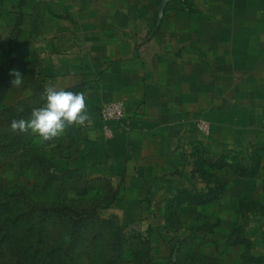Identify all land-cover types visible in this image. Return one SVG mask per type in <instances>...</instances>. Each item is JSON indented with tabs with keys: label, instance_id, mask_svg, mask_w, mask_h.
<instances>
[{
	"label": "rangeland",
	"instance_id": "obj_1",
	"mask_svg": "<svg viewBox=\"0 0 264 264\" xmlns=\"http://www.w3.org/2000/svg\"><path fill=\"white\" fill-rule=\"evenodd\" d=\"M90 1L97 5L103 4V16L85 13L80 9L86 0H0V66L13 60L12 70L19 71L24 78L19 87H14L12 76L5 88V97L0 102V141L6 140L8 136L7 130L1 127V118L6 110H9L7 114L10 115L19 114L22 112H18L17 108L22 106L26 114L23 119H29L31 113L27 114L26 111L31 112L33 108L43 106L41 91L49 85L61 88L68 82L65 76L70 68L69 51L76 47L81 50V46H74L79 37L76 32L67 30L69 24L86 20L91 22L93 17L109 26L116 23L126 25L122 31H104V39L113 40L112 45L123 42L128 47L130 42L137 45V42H144L152 36L153 27L158 22L195 24L200 19V10L207 12L214 6V0H175L164 8L159 17L160 0ZM240 81L243 80L238 79ZM253 82V86L247 87L246 94L237 96L240 105L236 119L239 124L213 125L205 118L198 122L199 140H195L193 146L200 143L201 148L196 151V156H191V150L189 163L185 162L181 169L182 183L187 188L201 190L208 182V178L204 179L197 171L195 161L199 156L214 159L226 156L228 162L236 157L241 163L247 164L264 158V79H254ZM247 104L253 107L250 116L243 109ZM77 128L82 130V127ZM72 134L73 129L70 127L63 136L42 143L37 136L23 133V141L21 143L19 139L17 143L20 144L16 149L0 150V218L19 208V202L12 201L6 194L17 189L25 192V201L38 207L69 203L79 209L87 204L98 203L97 198H92L94 191L86 196L78 195L83 179L91 176L88 173L91 169H87L78 158L75 143L68 138ZM31 145L53 161L73 163L71 168L79 169L82 174L80 182L66 185L67 181L65 184L55 181L51 184L52 189H47L45 181L36 177L34 170L22 166L21 156ZM208 170L222 176L227 185L224 197L204 208H183L181 211L185 213L178 218L186 223L177 232L168 231L165 227L161 207H151L152 216L145 206H127L132 201L126 199L120 203L115 201L108 208H101L103 220L116 216L124 226L119 255L115 262L109 264H167L171 261L168 249L170 239L189 233L196 212L206 217L212 231L200 235L193 245L192 253L202 256L204 260H195L191 264H252L253 259L264 256V169L260 166L259 175L248 180L235 177L227 168ZM56 171L60 173L63 169L57 168ZM101 196H104V192ZM191 210H195V213ZM45 221L46 230L39 246L38 264H102L106 259L116 256V252L107 246L109 235H104V222L91 224L88 231L79 237L71 257H67L62 252H54V247L61 244L64 238L62 224L54 219ZM2 232L0 230V264H31V259L21 253L33 241L28 224L12 228V242L2 243ZM137 234L140 236L133 237ZM66 241L69 242L67 238ZM176 256L172 258L173 263H176ZM179 264H190V258ZM259 264H264V261Z\"/></svg>",
	"mask_w": 264,
	"mask_h": 264
},
{
	"label": "crops",
	"instance_id": "obj_2",
	"mask_svg": "<svg viewBox=\"0 0 264 264\" xmlns=\"http://www.w3.org/2000/svg\"><path fill=\"white\" fill-rule=\"evenodd\" d=\"M79 8L104 15L102 3L86 0ZM200 11L195 24L156 23L152 36L128 47L104 39V31H122L123 24L92 17L67 28L81 50L69 51L61 89L81 85L92 118L76 127V153L91 177L109 180L116 203L132 201L126 205L145 206L150 216L151 207L163 211L187 187L181 169L199 140L200 119L239 124L237 96L264 79V0H214ZM111 101L123 103L125 116L106 125L98 110ZM243 109L253 111L251 104Z\"/></svg>",
	"mask_w": 264,
	"mask_h": 264
},
{
	"label": "trees",
	"instance_id": "obj_3",
	"mask_svg": "<svg viewBox=\"0 0 264 264\" xmlns=\"http://www.w3.org/2000/svg\"><path fill=\"white\" fill-rule=\"evenodd\" d=\"M11 63H13V60L8 64L0 66V102L5 97V88L8 86L7 84L12 79V75H10V72L13 68ZM64 90L80 92L82 90V86L74 85L66 87ZM42 92L43 91H41V93ZM8 112L9 110H6L1 118V127L5 131L7 130L8 136L6 137V140L0 141V150L16 149V146L20 144L17 143L19 139H21V143L23 141V133H13L10 129V124L13 119H21L26 114H24V112L19 114L14 112L15 114L10 115L7 114ZM31 112L26 111L27 114H30ZM72 129L73 134L72 136H68V138L70 137V142L76 143L79 139V131L74 128V126H72ZM199 148H201L200 143H197L195 146H193V152L191 153V156H196V151ZM26 150L27 152L23 153L21 156L23 168L27 167L34 170L36 177H40L45 181L44 183L47 189H52L51 184H53V182L55 183V181L62 182L64 184L67 181L66 185H69L70 182H76V184L80 182V176H82V174L80 173L79 169L71 168L73 163L53 161L46 155L41 154L40 150L35 148L33 145H31ZM195 162L196 166L198 167L197 171L204 179L208 178V182L206 187L201 190L184 187L178 190L176 194L167 200L166 205L163 208V214L165 216V227L168 231L177 232L183 228V223H186V221L182 220L183 222H181L178 218L185 213V211H181L183 208H204L205 206L212 204L214 201L224 197V194L227 190L226 183L222 180V176L218 175V172H211L208 170V168L215 170L227 168L233 172L235 177L244 180H248L259 175L260 166L264 169V158L262 157L257 159L256 163L253 164L241 163V161H239L236 157H233L232 161L228 162L226 156H220V158L217 159L199 156L196 158ZM57 168H62L63 171L59 173L56 171ZM262 184L264 191V174ZM91 191H94L92 198H97L98 203L96 202L92 205L87 204L79 209H76L72 204L69 203H62L59 205L51 204L43 207L31 205L29 201H25L27 198L25 196V192L21 189L6 193L12 201H18L20 206L19 208L13 210V212H11L9 215L0 218V230L3 231L1 242H12L13 240L11 238H13V236L10 233L12 228H16L23 223L28 224L29 230L32 231L33 241L31 240L29 242V247L25 250H21V253L23 255L25 253V255L29 257H27V259H31V264H38L39 246L42 243L43 235L46 230L45 219L57 220L65 229V239L63 238L61 240L62 243L56 246V248L54 247V252H62V254H65L67 257H71L73 248H75L79 237L83 232L88 231V227L91 224L95 223L96 221L104 222V235H109V243H107V246L116 252V256L106 259L102 264L115 262L119 255L118 251L123 244V238L121 237H123L122 234L124 226L118 222L119 219L116 216L107 217L103 220V217L100 215V210L101 208L105 209L112 205L117 199L118 192L113 189L107 178L87 176L82 181L78 195L86 196ZM103 192L104 196H101V193L103 194ZM191 211L195 213V210ZM193 220L194 223H192L188 229L189 233L181 235L178 238L170 239L168 249L170 252L171 261H169L167 264H179V262H183L188 258H190V264L194 263L195 260H204L202 256H197L196 254L192 253L194 248L193 245L198 240L200 235L211 233L212 227L201 212H196L194 214ZM106 224L109 226L112 224L115 225V227H108ZM184 229L186 228L184 227ZM139 236L140 235L137 234L133 237ZM66 238L69 242L66 241ZM181 254L182 256H180ZM175 255H177L174 261L176 263H173L172 258ZM253 260L254 261L251 262L252 264H259V262L264 261V256H260ZM206 264L209 263L207 262Z\"/></svg>",
	"mask_w": 264,
	"mask_h": 264
},
{
	"label": "clouds",
	"instance_id": "obj_4",
	"mask_svg": "<svg viewBox=\"0 0 264 264\" xmlns=\"http://www.w3.org/2000/svg\"><path fill=\"white\" fill-rule=\"evenodd\" d=\"M10 75L14 87L23 83L22 74L13 69ZM43 106L33 108L29 119H13L10 129L13 133H31L40 141L49 142L63 136L72 126L84 127L90 124L91 116L86 106L84 92H71L54 85L47 86L41 94ZM23 112L22 106L17 108Z\"/></svg>",
	"mask_w": 264,
	"mask_h": 264
},
{
	"label": "built area",
	"instance_id": "obj_5",
	"mask_svg": "<svg viewBox=\"0 0 264 264\" xmlns=\"http://www.w3.org/2000/svg\"><path fill=\"white\" fill-rule=\"evenodd\" d=\"M125 116V108L120 101H111L102 106L100 117L108 125L111 122L121 121Z\"/></svg>",
	"mask_w": 264,
	"mask_h": 264
},
{
	"label": "water",
	"instance_id": "obj_6",
	"mask_svg": "<svg viewBox=\"0 0 264 264\" xmlns=\"http://www.w3.org/2000/svg\"><path fill=\"white\" fill-rule=\"evenodd\" d=\"M169 0H160V7H159V17L162 15L164 8L166 7ZM158 17V21H159ZM159 23V22H158Z\"/></svg>",
	"mask_w": 264,
	"mask_h": 264
}]
</instances>
